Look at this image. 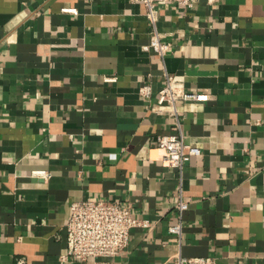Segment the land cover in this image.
Here are the masks:
<instances>
[{"label":"crops","instance_id":"1","mask_svg":"<svg viewBox=\"0 0 264 264\" xmlns=\"http://www.w3.org/2000/svg\"><path fill=\"white\" fill-rule=\"evenodd\" d=\"M154 10L152 25L130 0H0V264H264V0ZM153 30L162 60L142 50ZM165 74L208 96L175 105L199 151L181 174L157 145L178 134L156 108ZM82 200L129 202L149 226L117 257L63 260Z\"/></svg>","mask_w":264,"mask_h":264},{"label":"built area","instance_id":"2","mask_svg":"<svg viewBox=\"0 0 264 264\" xmlns=\"http://www.w3.org/2000/svg\"><path fill=\"white\" fill-rule=\"evenodd\" d=\"M132 3H141L146 9V17L154 25L155 5L157 3H174L182 8L189 9L197 0H130ZM64 13H72L74 10L63 9ZM169 43L163 42L161 36L155 30L152 31L149 42L142 47L143 51H152L160 60L170 51ZM138 93L147 97L150 88L146 85L138 89ZM207 95H197L185 90L184 82L179 76L164 75V84L158 91L156 108L161 111L167 109V113L175 119L176 135L160 136L157 145L164 151L162 162L164 166L177 169L181 174L184 164L190 157L198 155L199 151L191 148L184 141V136L179 130V119L176 116L175 105L178 102H207ZM164 111V110H163ZM33 177L46 180L49 174L44 171L32 172ZM181 184L178 186V211L179 221L169 228V233L180 238V215L187 209V203L180 197ZM149 223L135 218L131 213L129 202L126 201H102L82 200L70 205V216L66 224V253L61 259H74L84 261L92 259H109L123 254L126 249L130 232L135 228H147ZM22 259L17 264H23ZM174 264H217L215 259L184 258L177 256Z\"/></svg>","mask_w":264,"mask_h":264}]
</instances>
